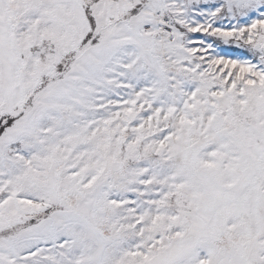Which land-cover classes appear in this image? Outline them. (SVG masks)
Listing matches in <instances>:
<instances>
[{
    "label": "snow or ice",
    "instance_id": "snow-or-ice-1",
    "mask_svg": "<svg viewBox=\"0 0 264 264\" xmlns=\"http://www.w3.org/2000/svg\"><path fill=\"white\" fill-rule=\"evenodd\" d=\"M0 264H264V0H0Z\"/></svg>",
    "mask_w": 264,
    "mask_h": 264
}]
</instances>
